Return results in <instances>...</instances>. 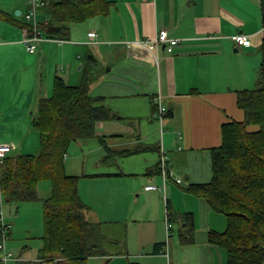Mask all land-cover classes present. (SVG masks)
Wrapping results in <instances>:
<instances>
[{
    "label": "crops",
    "instance_id": "crops-1",
    "mask_svg": "<svg viewBox=\"0 0 264 264\" xmlns=\"http://www.w3.org/2000/svg\"><path fill=\"white\" fill-rule=\"evenodd\" d=\"M108 1L105 15L72 24L68 39L41 41L34 53L21 42L24 28L0 19V144L11 146L6 156L37 153L31 118L38 98L51 94L55 76L70 85L89 76V93L111 111L96 124L107 147L152 148L118 155L97 137L69 146L65 173L78 176L84 217L103 236V254L90 256L88 264H166L164 249L175 264H225L224 250L208 241L210 230H224L225 217L187 187L210 181L211 150L221 144L222 123L243 119L236 92L256 85L264 38L260 0ZM0 9L19 11L15 15L25 20L24 0ZM161 29L178 41L172 53L162 44L150 48ZM89 31L96 33L93 40ZM237 33L248 35L251 44L237 47ZM158 94L167 108L160 120L154 116ZM163 154L169 162L166 181L159 166ZM46 191L49 197L51 189ZM185 212L193 217L189 244L179 236L185 223L178 214ZM41 246L42 239L33 253L12 242L7 248L35 260Z\"/></svg>",
    "mask_w": 264,
    "mask_h": 264
},
{
    "label": "trees",
    "instance_id": "trees-1",
    "mask_svg": "<svg viewBox=\"0 0 264 264\" xmlns=\"http://www.w3.org/2000/svg\"><path fill=\"white\" fill-rule=\"evenodd\" d=\"M42 1L48 17V23L41 25L42 32L47 38L64 40L72 24L105 15L110 3ZM260 10L264 25V0H260ZM0 19L30 32V23L14 13L0 9ZM260 54L255 87L236 92L243 119L222 123L221 144L211 150L210 181L187 187L225 217L224 230L208 232V241L224 250L225 264H264V38ZM89 79L86 75L82 83L70 85L55 76L51 94L38 98L31 118L38 132V152L6 156L0 163V196L5 204L37 200L38 183L47 180L51 185L49 197L42 200V246L37 257L12 264H88L90 256L104 252L97 225L84 217L77 191L78 176L64 170V157L72 142L97 137L109 153L118 155L152 148L139 144L134 149L112 151L107 147L106 136L96 132V124L109 119L111 111L102 104L101 97L89 93ZM178 215L185 223L179 233L181 243H192L193 217L187 212Z\"/></svg>",
    "mask_w": 264,
    "mask_h": 264
},
{
    "label": "built area",
    "instance_id": "built-area-1",
    "mask_svg": "<svg viewBox=\"0 0 264 264\" xmlns=\"http://www.w3.org/2000/svg\"><path fill=\"white\" fill-rule=\"evenodd\" d=\"M25 4L27 5L26 12L24 14V18L27 22L30 23V32H26V35L22 38L21 42L24 44L25 49L29 53H34L37 47V44L41 41L50 40L51 38H47L44 33L42 32L41 25H45L48 23V17L43 15L41 19H38V11L43 6L42 0H24ZM88 39L93 40L96 37L95 31H89L87 33ZM235 45L237 47H244L249 46L251 44V40L248 35L244 33H237L232 37ZM63 42L64 40H58ZM178 41L175 38H171L168 36V32L166 29H161L158 31L154 43L150 44V48L157 47L158 45L162 44L166 46V49L169 53L173 52L174 47L177 45ZM154 103L156 105V110L154 112V116H156L159 120L166 114L167 108L162 104V96L160 94L154 97ZM11 150V146L8 144H0V163L6 157L7 153ZM168 160L167 156L163 154L159 159V166L161 175L163 177V181H166L168 171ZM178 183L181 182L180 179L176 180ZM155 185H147L145 189H156ZM4 207L5 203L0 196V260L2 264H12L16 261L23 260L17 255L13 254L9 249L6 247V238H7V229L8 225L5 220L4 214ZM168 215V212H166ZM171 224L166 221V235L169 236ZM264 250V247H263ZM163 255L166 257L167 262L166 264H175L169 258V253L167 249H164L162 252Z\"/></svg>",
    "mask_w": 264,
    "mask_h": 264
},
{
    "label": "rangeland",
    "instance_id": "rangeland-1",
    "mask_svg": "<svg viewBox=\"0 0 264 264\" xmlns=\"http://www.w3.org/2000/svg\"><path fill=\"white\" fill-rule=\"evenodd\" d=\"M10 2V0H0V5ZM24 17V15L22 16ZM20 18V17H18ZM37 142L39 143L38 132L33 129ZM73 147V146H72ZM69 148L68 152L73 151V148ZM36 149L34 152H37ZM12 154H19V152H14ZM51 189L49 181L42 180L38 183V195L40 193H45L44 197L48 196L46 189ZM4 214L6 221L11 225V235L6 238V247L13 244H19L20 246H28L30 252H34L41 244L40 236L43 234V210H42V198L37 200L23 201L19 204H5ZM10 242V243H9ZM8 249V248H7ZM113 250L118 251V248Z\"/></svg>",
    "mask_w": 264,
    "mask_h": 264
},
{
    "label": "water",
    "instance_id": "water-1",
    "mask_svg": "<svg viewBox=\"0 0 264 264\" xmlns=\"http://www.w3.org/2000/svg\"><path fill=\"white\" fill-rule=\"evenodd\" d=\"M15 14H16V15L19 14V11H16Z\"/></svg>",
    "mask_w": 264,
    "mask_h": 264
}]
</instances>
